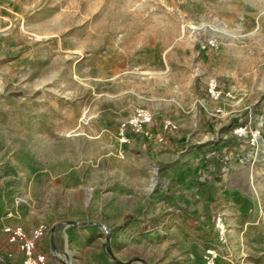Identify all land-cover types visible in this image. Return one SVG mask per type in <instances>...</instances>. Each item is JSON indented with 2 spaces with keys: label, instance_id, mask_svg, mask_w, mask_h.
<instances>
[{
  "label": "rangeland",
  "instance_id": "1",
  "mask_svg": "<svg viewBox=\"0 0 264 264\" xmlns=\"http://www.w3.org/2000/svg\"><path fill=\"white\" fill-rule=\"evenodd\" d=\"M9 224H44L53 264H119L105 243L129 264H264V0H0V264H21Z\"/></svg>",
  "mask_w": 264,
  "mask_h": 264
},
{
  "label": "built area",
  "instance_id": "2",
  "mask_svg": "<svg viewBox=\"0 0 264 264\" xmlns=\"http://www.w3.org/2000/svg\"><path fill=\"white\" fill-rule=\"evenodd\" d=\"M207 92L208 96L214 101H219L224 96V89L216 78H212L208 82ZM219 110H222V107H219ZM153 123V115L144 109H139L130 121V125L134 131L146 134L150 133L152 127H154ZM125 129L123 127L121 132L123 142H129L130 138L125 133ZM236 132L239 135H243L246 131L244 127H240ZM215 225L218 229L220 241H226L228 228L221 216L217 217ZM45 228L46 226L44 224H40L29 235L20 224L6 225L4 231L7 235L8 242L17 245L19 251L22 253L21 264H53L49 253L43 250L37 251V244L43 236ZM218 258V249H208L206 264H218Z\"/></svg>",
  "mask_w": 264,
  "mask_h": 264
},
{
  "label": "crops",
  "instance_id": "3",
  "mask_svg": "<svg viewBox=\"0 0 264 264\" xmlns=\"http://www.w3.org/2000/svg\"><path fill=\"white\" fill-rule=\"evenodd\" d=\"M221 9L229 11V13L225 14L226 19L227 18H229V20L237 19L239 20L240 23H242L243 20L247 19L248 10L245 8L243 3H226V4H223ZM7 243L10 244L8 241ZM12 245H13L12 248L14 247L18 249L17 245L15 244H12Z\"/></svg>",
  "mask_w": 264,
  "mask_h": 264
},
{
  "label": "trees",
  "instance_id": "4",
  "mask_svg": "<svg viewBox=\"0 0 264 264\" xmlns=\"http://www.w3.org/2000/svg\"><path fill=\"white\" fill-rule=\"evenodd\" d=\"M104 248H105V252H106V254H107L110 258H112L116 263H119V264H129V263L131 262V261H128L127 263H122L121 260L118 259V258L114 255V253H113L111 247H110L107 243H105Z\"/></svg>",
  "mask_w": 264,
  "mask_h": 264
},
{
  "label": "bare ground",
  "instance_id": "5",
  "mask_svg": "<svg viewBox=\"0 0 264 264\" xmlns=\"http://www.w3.org/2000/svg\"><path fill=\"white\" fill-rule=\"evenodd\" d=\"M202 26H207V24H201L200 27ZM156 182H157V167L156 168H153V175L151 177V181H150V187L148 188L149 191H151L154 186L156 185ZM255 187V186H253Z\"/></svg>",
  "mask_w": 264,
  "mask_h": 264
},
{
  "label": "water",
  "instance_id": "6",
  "mask_svg": "<svg viewBox=\"0 0 264 264\" xmlns=\"http://www.w3.org/2000/svg\"><path fill=\"white\" fill-rule=\"evenodd\" d=\"M122 263H125V262H123V261H121Z\"/></svg>",
  "mask_w": 264,
  "mask_h": 264
}]
</instances>
